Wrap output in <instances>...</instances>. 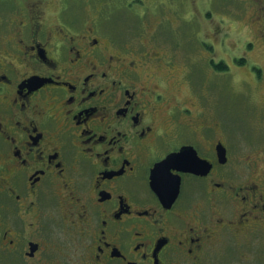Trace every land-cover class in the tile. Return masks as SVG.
I'll use <instances>...</instances> for the list:
<instances>
[{"label":"flooded vegetation","instance_id":"1","mask_svg":"<svg viewBox=\"0 0 264 264\" xmlns=\"http://www.w3.org/2000/svg\"><path fill=\"white\" fill-rule=\"evenodd\" d=\"M5 1L0 264H264L263 64L247 70L262 104L238 91L251 104L229 122L214 97L224 84L192 78L199 62L170 41L182 35L180 15H162L168 0H147L159 19L119 36L108 4L87 17L65 5L50 22L39 1ZM253 1L264 35V0ZM159 64L183 73L175 86L187 84L191 105L151 83ZM185 148L194 169L158 170Z\"/></svg>","mask_w":264,"mask_h":264},{"label":"rangeland","instance_id":"2","mask_svg":"<svg viewBox=\"0 0 264 264\" xmlns=\"http://www.w3.org/2000/svg\"><path fill=\"white\" fill-rule=\"evenodd\" d=\"M10 1V0H9ZM39 1L42 7L45 5L46 17L47 12L52 16L50 22H56V17L65 5L71 7H79V10L87 17L93 16L97 8L106 7L107 14L110 16V24L116 30L117 35H127L132 33H138L141 25L144 21L148 20L149 23H154L159 19L161 14L157 12L162 8H154L152 14L143 19L138 18V13L130 11L128 8L131 6L142 7L144 9L149 8V3L145 0H138L132 2V0H31ZM3 2V4H2ZM145 2L142 6L141 3ZM13 4V1L8 2ZM122 3V4H121ZM165 10L162 15L170 18H174L175 14H179L180 18L176 21L180 28L179 35L181 38H175L173 34L169 35L170 41L186 42L185 47L182 48L180 54L185 57H192L196 59V63L199 64L195 67L192 78H195L198 82L209 83L210 79H214L216 83L224 84L221 86L225 92L224 95H218L215 88V100H220V103L226 104L230 109L229 122L231 118L238 115V109L248 106L251 102L248 98L238 95L240 90H249L254 88L252 83L248 67L256 64H263L264 66V35L261 32H257V28L252 26L253 22V0H168L165 1ZM5 0H0V14L3 13L2 9H7L8 6ZM159 13V14H156ZM194 24V26H193ZM184 30V32L182 31ZM174 33V31H171ZM192 34V40L189 42ZM207 34V35H206ZM184 36V37H183ZM209 38H208V37ZM125 37V36H123ZM144 41V39H142ZM253 42V46L252 45ZM188 43V44H187ZM213 47V49H212ZM202 48V49H201ZM205 49L206 51H204ZM211 52L208 54L207 52ZM212 56L211 62L204 63L205 57ZM223 56L226 57V59ZM198 59V60H197ZM245 60V64H244ZM224 61L229 65L227 74H222L219 65ZM204 63V64H203ZM233 63V64H232ZM202 65L201 69L195 70L199 65ZM160 67L149 66L148 72H153L155 75L151 80L153 85H160L159 81L162 79L165 81L163 84L166 94L172 100H181L184 104L191 105V98L185 92L187 90V84L183 83L179 85L181 92L178 91L176 81L183 80V73H178L175 78L167 75L169 73L168 68L163 64H159ZM156 67V68H155ZM241 67V68H240ZM183 64H180V70L183 69ZM227 70V68H225ZM151 71V72H150ZM212 73V74H211ZM178 79V80H177ZM196 83V82H193ZM215 83V84H216ZM248 83V86H246ZM246 86V87H245ZM183 88V89H182ZM264 89V85L262 86ZM255 89V101L257 104L263 102L262 92L259 93ZM248 92V91H247ZM189 100V101H187ZM169 105H173V101L169 102ZM167 109V108H165ZM167 116V115H166Z\"/></svg>","mask_w":264,"mask_h":264},{"label":"water","instance_id":"3","mask_svg":"<svg viewBox=\"0 0 264 264\" xmlns=\"http://www.w3.org/2000/svg\"><path fill=\"white\" fill-rule=\"evenodd\" d=\"M31 83H37V80H32ZM191 150L189 152H184L183 154L180 155H176V156H172L171 158H169V160L161 163L158 166V170L162 169L164 166H173L176 164H184L186 166H191L193 169L195 168L194 164H195V158H192L191 160H183L182 157L186 156V155H190ZM194 154V152H193ZM195 157V154H194Z\"/></svg>","mask_w":264,"mask_h":264},{"label":"trees","instance_id":"4","mask_svg":"<svg viewBox=\"0 0 264 264\" xmlns=\"http://www.w3.org/2000/svg\"><path fill=\"white\" fill-rule=\"evenodd\" d=\"M146 1V0H145ZM132 2H135V0H132ZM147 2V1H146ZM152 4H157V1H155V3L153 2ZM151 5V4H150ZM150 5H149V7H150ZM150 8H152V7H150ZM130 11H134V10H136V9H138V10H136V11H140V13H145V10H144V8H142V7H135V8H128ZM151 10H153V8L151 9ZM157 12H159V11H157ZM156 12V14H159V13H157ZM135 13V12H134Z\"/></svg>","mask_w":264,"mask_h":264}]
</instances>
